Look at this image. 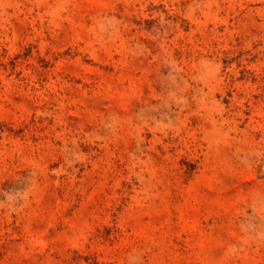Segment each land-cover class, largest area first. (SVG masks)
<instances>
[{"label": "rangeland", "instance_id": "obj_1", "mask_svg": "<svg viewBox=\"0 0 264 264\" xmlns=\"http://www.w3.org/2000/svg\"><path fill=\"white\" fill-rule=\"evenodd\" d=\"M0 264H264V0H0Z\"/></svg>", "mask_w": 264, "mask_h": 264}]
</instances>
